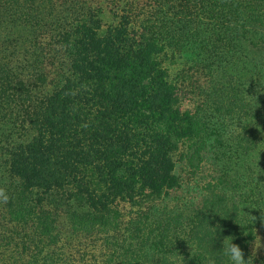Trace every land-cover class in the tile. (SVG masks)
I'll return each mask as SVG.
<instances>
[{
  "label": "trees",
  "instance_id": "16d2710c",
  "mask_svg": "<svg viewBox=\"0 0 264 264\" xmlns=\"http://www.w3.org/2000/svg\"><path fill=\"white\" fill-rule=\"evenodd\" d=\"M0 264H264V0H0Z\"/></svg>",
  "mask_w": 264,
  "mask_h": 264
},
{
  "label": "clouds",
  "instance_id": "9594fccd",
  "mask_svg": "<svg viewBox=\"0 0 264 264\" xmlns=\"http://www.w3.org/2000/svg\"><path fill=\"white\" fill-rule=\"evenodd\" d=\"M9 196L5 188H0V202L7 203ZM233 237L226 236L223 239V254L228 258L229 264H254L253 254L245 259V253L239 244L233 242ZM212 264H215L213 261Z\"/></svg>",
  "mask_w": 264,
  "mask_h": 264
}]
</instances>
